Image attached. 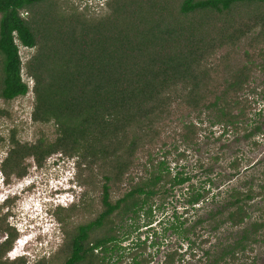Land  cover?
Instances as JSON below:
<instances>
[{"label":"trees","instance_id":"16d2710c","mask_svg":"<svg viewBox=\"0 0 264 264\" xmlns=\"http://www.w3.org/2000/svg\"><path fill=\"white\" fill-rule=\"evenodd\" d=\"M263 1L179 0L174 4L166 0H108V11L91 18L73 9H56L52 0H0V98L8 101L27 93L29 86L21 79L18 45L34 48L23 64L32 80L30 118L53 127L52 140L38 136L31 143L19 142L14 129H9V148L0 165L5 177L24 175L22 161L26 157L39 166L48 155L59 151L75 157V165H83L89 174L96 165L104 180L100 199L103 209L94 219L77 225L65 239L61 264H103L118 247L117 238L106 232L89 240L92 228L101 226L115 210L136 215L158 192L166 194L188 181L189 176L180 170L170 176L168 166L160 159L121 197L109 200L108 182L121 180L137 151L154 144L165 125L163 121L171 114L172 102L213 114L211 123H220L226 131H241L243 138L256 134L263 137L258 118L252 119L250 113L258 117L264 112L255 110L252 99L244 93L253 67L247 51L246 64L235 69L221 89L210 84V63L206 65L217 48L245 30L258 27L257 34L264 36V12L248 15L245 30L232 20L241 5ZM214 20L223 25L205 28ZM263 54L264 47L259 48L257 55ZM0 117H8L1 108ZM197 126L184 122L176 135L190 144L196 139ZM228 166L235 168L236 158ZM260 179L249 177L243 189L230 186L218 200L210 196V202H216L205 217L210 229L217 230L224 223L229 228L246 223L236 230L234 238L228 240L229 236L219 234L217 242L202 253L203 262L199 264H246L235 262L237 256L252 250L253 245L264 251V181L260 183ZM254 180L257 190L253 189ZM184 191L190 207L209 193L204 187L192 190V186ZM254 198L257 200L252 203ZM253 205L258 213L251 219L248 208ZM172 215L173 220L164 229L187 238L183 220ZM3 219L4 215L0 223ZM7 233L0 243V260L15 238L14 232ZM172 259L173 254L167 252L163 261L170 264ZM133 264H139L138 260L133 258Z\"/></svg>","mask_w":264,"mask_h":264},{"label":"rangeland","instance_id":"374dc122","mask_svg":"<svg viewBox=\"0 0 264 264\" xmlns=\"http://www.w3.org/2000/svg\"><path fill=\"white\" fill-rule=\"evenodd\" d=\"M166 1L176 4L179 0ZM107 2L108 0H52L51 5L59 10L73 9L86 17L96 18L108 11ZM262 12L264 1L250 6L243 4L238 11L233 12L232 20L235 25L237 23L245 30L249 23L248 15ZM213 24L223 25L220 20H214L205 28H213ZM258 30V27H254L245 30L243 35L230 39L229 43L223 44L208 57L206 65L210 63V84L221 89L230 74L246 64L247 51L253 67L249 72L244 93L252 99L251 105L254 109L263 113L264 54L257 55V50L264 47V36L259 37ZM33 51L34 48L18 45L21 79L29 86L27 93L8 101L0 98V108L8 113V117H0V165L9 148V129H14L16 138L21 143H31L38 136H44L49 141L53 138L51 123L41 124L30 118L33 105L30 88L32 80L25 73L23 64ZM170 110L171 114L163 121L165 125L154 139V144L145 146L143 151H137L133 165L121 180L108 182L109 200L113 202L121 197L133 182L147 176L160 159L168 166L170 176L180 170L189 179L180 186H174L166 194L158 192L152 196L138 214L115 210L103 220L101 226L92 228L88 234L89 240L106 232L117 238L118 247L103 264H133V258L139 264H166L163 260L167 252L173 254L170 264H199L203 262L200 259L202 253L217 242L219 234L229 236L228 240L234 238L236 230L246 223L231 228L224 223L217 230H213L205 217L212 204L216 203L210 202L211 195L214 196L213 200H218L223 195V190L230 186L243 189L246 187V180L251 176L261 177L260 183L264 181V173H260V170H264V135L243 138L241 131H226L220 123H211L213 114L188 110L177 106L176 102H172ZM250 116L252 119L258 118L257 122L264 130V116L257 117L252 112ZM188 121L198 125L196 139L190 144L176 135L182 123ZM254 140L255 144L252 143ZM146 152L150 156L145 155ZM233 158L237 160L235 168L228 166ZM256 161L260 162L256 164ZM74 162L75 157L56 151L48 155L39 166L30 157L23 159L22 165L26 167V172L20 177L10 174L6 178L0 167V218L4 215L0 223V243L8 235L7 231L15 233L8 250L10 253L7 255L5 252L2 255L1 264H16L17 261H24L25 264H61L65 255V239L74 232L77 225L94 219L103 209L100 199L104 180L98 167L94 165L89 174L83 165H75L78 193L68 189V192L62 194L64 197H60L61 203H65L64 206L58 204L47 211L46 216L39 212L36 201L41 202L39 198L48 195L55 199L57 194L64 191L58 189L49 192L51 185H57V180L70 171ZM31 176L40 178L37 179L39 185L36 191L34 184L24 188L25 181ZM255 184L256 181L253 189L257 190ZM167 186L168 183L165 184ZM189 186H192V190H201L204 187L209 191L207 198L190 207L185 203L187 193L184 191ZM71 193L74 194V200L69 203L67 199ZM256 200L254 198L251 202L255 203ZM148 205L150 210L146 212ZM253 206L248 208L251 219L258 213L257 207ZM173 213L179 220H183L182 227L187 229V238L182 239L169 229H164L173 220ZM196 219L200 221L196 223ZM16 238H19V242L15 241ZM263 261L264 251L258 245H253L252 250L238 255L235 262L261 264Z\"/></svg>","mask_w":264,"mask_h":264},{"label":"clouds","instance_id":"9594fccd","mask_svg":"<svg viewBox=\"0 0 264 264\" xmlns=\"http://www.w3.org/2000/svg\"><path fill=\"white\" fill-rule=\"evenodd\" d=\"M71 166L72 167H71L70 171L68 173L62 175L61 178L59 180H57V185H51V187H50L51 190H49V192L50 191H56L58 189H60V190L62 189L64 191L59 193V194L55 193V194H57L55 199H53V198L51 199L50 195H48V197H44V196L41 197L40 196L41 198H39V200H41V202L36 201L35 205L38 206V210L41 214H43V216H46V212L49 211L50 209L57 207L58 204H61L64 206L65 203H61L62 200L60 197L63 196L62 194H64V192H68V189H72L75 194L78 193V191H79V189L77 187L78 185L75 183V174H76L75 162L73 164H71ZM31 177L29 178V180L25 181L24 188H29L30 186H32L34 184V185H36V188H35V191H36V189L39 185L37 179H40V178L33 177V176H31ZM42 178H44V177H42ZM31 193H33V192H31ZM12 195H14V193ZM73 200H74V194L71 193L70 197L67 199V201L69 203H72ZM18 240H19V238L15 239V241H18ZM9 253H10V251H7V255Z\"/></svg>","mask_w":264,"mask_h":264},{"label":"flooded vegetation","instance_id":"af4514ba","mask_svg":"<svg viewBox=\"0 0 264 264\" xmlns=\"http://www.w3.org/2000/svg\"><path fill=\"white\" fill-rule=\"evenodd\" d=\"M18 242H19V240H18Z\"/></svg>","mask_w":264,"mask_h":264}]
</instances>
